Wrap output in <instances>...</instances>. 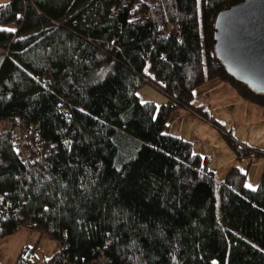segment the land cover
<instances>
[{
    "label": "trees",
    "instance_id": "obj_1",
    "mask_svg": "<svg viewBox=\"0 0 264 264\" xmlns=\"http://www.w3.org/2000/svg\"><path fill=\"white\" fill-rule=\"evenodd\" d=\"M97 1L0 2V27L16 24L0 31V120H21L41 148L24 161L0 134V237L46 233L76 264L99 251L112 264H264V171L253 188L237 165L216 180L166 132L177 106L218 128L193 105L211 80L264 106L213 51L216 13L242 0H151L116 18L115 0ZM145 84L168 101H139ZM220 130L235 159L264 156Z\"/></svg>",
    "mask_w": 264,
    "mask_h": 264
},
{
    "label": "rangeland",
    "instance_id": "obj_2",
    "mask_svg": "<svg viewBox=\"0 0 264 264\" xmlns=\"http://www.w3.org/2000/svg\"><path fill=\"white\" fill-rule=\"evenodd\" d=\"M0 2L2 3L3 0H0ZM8 28H16V24L11 23L8 25ZM215 82L220 81L217 80ZM218 84L210 82L206 86L208 88L206 90L204 89L205 87H202L204 91H202L201 97L210 99L206 107L210 112L207 111L206 116L208 119H212L218 128L227 129L228 131L231 129L232 134H228L234 136L239 141L242 140L241 142L247 147L253 148L257 152H262L264 147V106H258L248 100L241 99L235 91H232L233 93L226 91L223 85L218 86ZM203 89H200V91ZM138 90L140 98L144 100L152 99L150 97L154 96L157 97V94H163L148 84L143 85ZM212 113L218 114L217 118L212 116ZM205 121L208 122L207 120ZM213 127L219 133V138L223 140L221 142H223L222 146L224 149L226 148L232 153L233 151L226 144V138L222 135V130L215 126ZM210 145H212L213 151L210 163L214 167L215 159L217 157L225 159V156L224 154L220 156L217 150L219 147L215 148L213 143ZM242 160L236 159V162L240 169L245 172V186L246 184H251L255 187L262 171H264V156L244 157V160ZM219 175L220 178L224 176L221 170H217L215 173L216 180L220 179ZM216 215L217 219L222 222L218 203L216 204ZM24 246L31 248L30 258L32 259L30 261H33L32 264H47L48 259L53 257L59 250L60 242L46 233L40 234L37 230L21 227L13 233L0 237V264H15L17 255Z\"/></svg>",
    "mask_w": 264,
    "mask_h": 264
},
{
    "label": "water",
    "instance_id": "obj_3",
    "mask_svg": "<svg viewBox=\"0 0 264 264\" xmlns=\"http://www.w3.org/2000/svg\"><path fill=\"white\" fill-rule=\"evenodd\" d=\"M212 41L226 73L264 94V0H242L217 12Z\"/></svg>",
    "mask_w": 264,
    "mask_h": 264
},
{
    "label": "crops",
    "instance_id": "obj_4",
    "mask_svg": "<svg viewBox=\"0 0 264 264\" xmlns=\"http://www.w3.org/2000/svg\"><path fill=\"white\" fill-rule=\"evenodd\" d=\"M4 1L5 0H3V2ZM215 81H217V80L215 79V80L208 81V82L203 83L202 85L198 86L195 89L194 98H193V105L198 106V105L204 104L206 111L210 112V110L206 108L210 102V99H207V98L205 99V98L201 97L202 91H204V89L205 90L208 89L206 86L210 82L219 83L218 86L223 85V88L226 91L233 93L232 92V91H234L233 88L231 86H226V85H229L228 83L220 81V80H218L220 82H215ZM202 87H205V88L203 89ZM197 89H199V90H197ZM200 89H203V90L200 91ZM137 93H138V95H137L138 100L139 101L144 100V99L140 98L139 90L136 92V94ZM150 98H152V99H147V100H152L156 105H160V104L166 103L168 101V98L164 94H157V97L154 96V97H150ZM144 101H146V100H144ZM217 115L218 114L212 113V116H214L215 118H217ZM226 131L232 134L231 129H229V131L226 129ZM166 132L171 134V135H174V136H179V137L189 141L191 143V148H192V151L194 153H197V154L201 155L202 157L207 158V160L209 162L208 167L214 172V174L217 172V170H221V173L225 176V174H226V172L230 166H232V165L239 166L238 163L236 162L235 156H233L234 154H232L233 152L231 153L230 150H227L226 148L224 149V147L222 146L223 142H221V141H223V140L221 138H219V133L216 132V129L210 123L199 118L193 112H191L190 110H188L184 107L177 106L171 112L169 119L167 121V124H166ZM232 137L234 139H236L234 136H232ZM225 141H226V139H225ZM240 141H242V140H240ZM212 143L214 144L215 148L219 147V149H217V150H218L220 156H222V154H224V156H225V159H223V157H217V159H215L214 167L210 163L211 157L213 156L212 145H210ZM226 144H227V141H226ZM263 149H264V147H263ZM239 162H241V161H239ZM223 177L220 178V175H219L220 179H218V180L223 179Z\"/></svg>",
    "mask_w": 264,
    "mask_h": 264
},
{
    "label": "built area",
    "instance_id": "obj_5",
    "mask_svg": "<svg viewBox=\"0 0 264 264\" xmlns=\"http://www.w3.org/2000/svg\"><path fill=\"white\" fill-rule=\"evenodd\" d=\"M103 1V0H102ZM101 5V0L96 2V7L99 8ZM146 7L148 10L154 8V4L151 0H115L113 3H110L108 6V16L110 18H116L119 13L123 10L128 9L130 14H134L140 7ZM145 13V12H144ZM140 14V13H138ZM137 15V14H136ZM135 16L132 15L131 18ZM8 132L12 136L13 148L16 153L26 161L28 159H33L39 152L41 148L39 146L38 138L33 139L26 125L19 119H16V122L13 124L10 123L9 119L0 120V134ZM264 153V151L262 152ZM33 155V156H31ZM63 243H61L62 247ZM47 264H76L74 261H71L67 254L59 252L55 254L51 259H49ZM82 264H112L109 259L104 256L100 251L89 261Z\"/></svg>",
    "mask_w": 264,
    "mask_h": 264
},
{
    "label": "snow or ice",
    "instance_id": "obj_6",
    "mask_svg": "<svg viewBox=\"0 0 264 264\" xmlns=\"http://www.w3.org/2000/svg\"><path fill=\"white\" fill-rule=\"evenodd\" d=\"M5 7H6V5H5ZM0 31L14 32V31H16V29L15 28H2V27H0ZM153 119H155V117H153ZM246 187L253 188V186L251 184H246ZM213 264H216V262H213Z\"/></svg>",
    "mask_w": 264,
    "mask_h": 264
},
{
    "label": "bare ground",
    "instance_id": "obj_7",
    "mask_svg": "<svg viewBox=\"0 0 264 264\" xmlns=\"http://www.w3.org/2000/svg\"><path fill=\"white\" fill-rule=\"evenodd\" d=\"M10 121V120H9Z\"/></svg>",
    "mask_w": 264,
    "mask_h": 264
}]
</instances>
